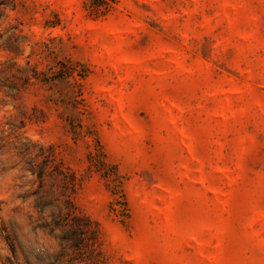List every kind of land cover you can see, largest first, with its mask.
Segmentation results:
<instances>
[{"label": "rangeland", "instance_id": "rangeland-1", "mask_svg": "<svg viewBox=\"0 0 264 264\" xmlns=\"http://www.w3.org/2000/svg\"><path fill=\"white\" fill-rule=\"evenodd\" d=\"M43 163L102 264H264V0H0V264Z\"/></svg>", "mask_w": 264, "mask_h": 264}, {"label": "trees", "instance_id": "trees-1", "mask_svg": "<svg viewBox=\"0 0 264 264\" xmlns=\"http://www.w3.org/2000/svg\"><path fill=\"white\" fill-rule=\"evenodd\" d=\"M32 169L31 175L36 178L33 183L37 182L38 187L23 200L33 198L34 229L48 235L59 246L50 264H102L96 226L76 213L67 195L76 185L73 173L64 172L58 165L47 171L45 163ZM44 177L57 184L52 182L46 187L42 182ZM8 264L14 263L8 260Z\"/></svg>", "mask_w": 264, "mask_h": 264}]
</instances>
